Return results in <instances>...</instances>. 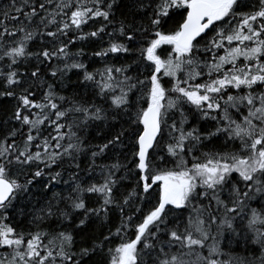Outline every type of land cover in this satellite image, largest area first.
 I'll return each instance as SVG.
<instances>
[{
  "label": "trees",
  "instance_id": "trees-1",
  "mask_svg": "<svg viewBox=\"0 0 264 264\" xmlns=\"http://www.w3.org/2000/svg\"><path fill=\"white\" fill-rule=\"evenodd\" d=\"M62 0H0V33H3L5 28L9 32H14L20 27H24L26 31L34 32L33 38L27 42L25 55L19 57L11 69H9L10 60L4 58L0 60V142L12 143V138L9 133L12 130H17L15 142L17 147L24 146V139L29 131V126L22 125L20 121L15 119V112L20 107L19 97L22 94H31L30 99L37 103H46L44 100L45 93L49 90V85L52 86V91L55 94V102L61 110L69 109L74 104L83 106L95 105L104 109L103 118L100 120H89L87 124L82 123V116L78 113L71 112L60 123L73 125L71 131L76 133L81 144V151L74 153V159L65 156L62 161L52 165L51 168H46L44 164L33 162L30 165L13 164L10 166V174L12 178L18 180L21 185H26L28 180H32L31 184H27V189L19 192L11 204L3 210H0V220L14 228L17 234L23 233L27 238L30 233H44L41 237L42 246L40 251L43 253L44 246H49L50 250H58L59 241L56 245H49V241L60 232H68L73 236V244L67 251L72 254L71 264H108L110 248L114 249L121 240H131L135 238V226L142 220L143 214L158 201V185H153V188L148 193H144L142 182L139 180V170L136 169L133 163L134 157L133 148L134 137L131 136L132 120L135 118V113L139 108L147 107V92L150 88V82L146 77H150L152 66L151 62L145 60L141 55L140 49L146 47V39L154 38L152 35L145 37L144 30L154 33L156 30L168 33L174 30L176 22L180 19V10H171V15L162 20L159 29L149 27V16L152 13V7L140 9L137 6V0H102L104 10H107V4L112 3L111 14L108 20L103 17H93L81 25L80 29L71 26L66 33L58 34L57 37H48V31H56L59 25L47 24L50 17L46 16V12L59 11L56 5ZM76 0H72L73 6ZM87 6L91 7V0H83ZM44 3L45 10L39 9V4ZM144 5L151 4L155 6V0H143ZM243 6L237 7V12H250L253 10L252 5L258 7V0H241ZM23 7V12H30L32 7L37 9V15L31 20H28L23 15V12L17 13L16 8ZM70 16V10H65ZM7 13V15H5ZM45 17L43 23L41 18ZM57 21L65 20V16L58 14ZM236 27L239 23L238 19L232 17L225 18L223 21L215 22L213 26L206 29L200 37L193 43L194 48L189 56L194 61L193 67L201 75L193 80H189L185 87L194 86L197 83L203 84L207 82L209 77L208 64L215 62V59L220 55L225 54V49L236 46L237 42L233 41L229 45L226 40L222 41L223 47H213L211 41L216 37V33L220 29H224L229 25ZM70 22V21H69ZM121 22L125 25H132L136 30L135 40L129 41L128 35L132 29H128L123 35L120 33ZM103 27L104 31L99 32L97 36L88 35ZM231 31V28L228 29ZM22 33L15 36H0V56L8 47L13 46L14 42L20 39ZM84 36L83 39L80 37ZM111 43H119L128 47V52L113 53L106 51ZM250 44V42H245ZM62 45L66 46L67 56L53 57L50 60L44 59L39 53L45 48L49 51L57 49ZM97 52H105L103 56L95 55ZM172 52L171 45H161L157 49V55L162 59H167L169 53ZM73 63H81L85 66L84 69L66 68V65ZM238 65L245 63L243 57L237 61ZM106 67L120 68L124 67L126 71L123 74H116L117 79H123L124 76L131 77V83L136 84V87L128 91L129 103L125 107L116 109L110 106L109 97H101L98 87L92 81L83 79L84 71L97 73L103 71ZM225 69L231 65H225ZM11 70L17 73L18 83L8 85L5 80V75ZM38 71V76L33 77L31 74ZM56 71V76L52 72ZM190 69L186 66L183 70L177 72L176 79L181 82L187 79L186 73ZM162 86L166 89V95L175 99L177 93L172 92V86L176 83V79L170 76H165L163 72L157 74ZM217 73H213L211 79L217 78ZM99 80L100 76L97 75ZM137 80L145 81L143 85L138 84ZM249 91L258 95L264 92V84L258 83L253 85L252 89L244 88L235 89L231 86L226 88L222 97L217 96V100L221 104L218 110H207L206 105L204 110L209 111L207 116L204 111L198 109L185 99L178 102V106L172 109H167L165 114V123L162 124L163 132L158 137V145L153 155V160L159 163L160 167H174L176 158L167 153V145L172 143V137L178 136L179 133H172L170 126L176 122L177 128L180 127V121L183 119V130L185 132L196 130L197 135L201 137L200 141H186V149L191 148V154H185L184 159L191 166L193 157L203 159L205 153H233L239 152L241 142L227 139V133H215L218 127H224L227 123L222 119L225 101L228 95H243ZM11 92L13 95H5ZM118 94V93H117ZM215 95V94H213ZM65 97L63 101L59 97ZM166 104L167 101H162ZM24 114L39 113L41 109L23 110ZM248 109L241 105L240 110L228 108V112L232 119L240 122L244 115H247ZM51 110L48 113L50 114ZM183 114V115H181ZM216 117V119H213ZM53 120L55 116L51 117ZM142 128V126H141ZM64 133H69V128L62 129ZM123 132L120 140L117 143L110 144L103 153L93 157L92 152L99 151V146L107 144L118 133ZM33 136H37V132L33 130ZM54 128L48 122L40 126V135L35 143H40L44 137L55 136ZM67 140L62 141L67 144ZM35 151V145L30 148ZM152 150H150L151 152ZM247 155V153H244ZM163 158V162L160 159ZM114 164H119L120 167L112 168ZM76 165H79L77 168ZM43 169L41 177H34L33 174L37 168ZM56 173L60 176L55 180L51 179ZM111 173V179L116 183L113 185V202L109 205H103L104 197L99 193L82 192L79 193L80 198L84 200L86 209H101L99 213L87 212L85 209H73L71 200L77 193L73 189L79 184L81 188L86 189L91 184H102L105 178ZM258 180L262 181L261 185L252 183L249 189L243 182L238 173H233L230 176L229 183L222 189H218L219 198L224 201L229 207H232V200L235 195L232 192L233 186L241 193L240 199L244 200L245 211L240 214L229 213L227 219L231 223L229 228L227 224H222L221 220L225 219L224 207L218 206L211 198L194 196L186 206L181 209L175 206H166L165 224L161 225V232L158 233V239L152 242L156 245L154 249H145L142 258L146 264H154V257L159 255L160 248L169 254L177 255L185 264H205V261L198 257H208L210 249L212 258L217 261V264H264V243L257 240L255 231L248 227V218L251 209H261L264 206V190L257 191L258 187H264V177L257 176ZM239 181V182H238ZM47 185V187H45ZM202 191V190H201ZM248 192V198L243 197L244 192ZM133 193V195H129ZM125 197H128V202L125 203ZM49 204L52 206L54 215L45 216L43 219H36L41 215L40 209L47 211ZM143 210V211H141ZM61 212H67L68 216L63 217ZM204 221L202 227L207 234L206 238L201 237L199 233L192 231L194 238L203 240L202 245H193L191 248L182 246L180 241L172 240L170 232L177 231L181 235L186 234V228L190 219L195 220L197 217ZM211 216L217 219L211 221ZM129 218H131L129 220ZM84 220V224L80 221ZM259 227V225H257ZM119 229V233L117 232ZM155 230V229H153ZM264 230V229H262ZM108 237L107 241L104 238ZM103 243L101 244V242ZM99 245V247H94ZM89 249L88 255H81V250ZM138 248L143 249V244H139ZM13 249L7 246H0V260H4L5 264L11 259ZM163 258V257H161ZM51 264V258H49ZM56 264H61L60 258H56Z\"/></svg>",
  "mask_w": 264,
  "mask_h": 264
},
{
  "label": "snow or ice",
  "instance_id": "snow-or-ice-1",
  "mask_svg": "<svg viewBox=\"0 0 264 264\" xmlns=\"http://www.w3.org/2000/svg\"><path fill=\"white\" fill-rule=\"evenodd\" d=\"M51 3V0H48ZM92 6L89 7L83 0H76L73 6L72 0H62L61 3L56 5L59 10L53 12H46V16L50 17L45 24V28L51 25H59L56 31H48V37H57L58 34H64L71 27L75 26L80 29L81 25L85 24L88 19L93 17H103L108 20L112 3L107 4V10H104L102 0H91ZM27 6V0H25ZM137 6L140 9L152 7V13L149 16V27L159 29L162 20L169 17L172 13L171 10H180V19L176 22L174 30L164 33L156 30L154 33H149L147 29L144 30L145 37L152 35L154 38L146 39V47L140 49L143 58L151 62L152 71L150 77L146 80L150 82V88L147 92V107L139 108L135 113V118L132 120L133 127L131 129V136L134 137L133 148V163L136 169L139 170V180L142 182L144 193H148L153 185H158V201L151 207L146 214H143L141 222L135 226V238L131 240H121V242L114 248L108 251L109 260L108 264H146L142 258L146 253L145 249L151 250L156 247L152 242L158 239V233L161 232V225L165 224L166 206H175L181 209L194 198V196H204L215 200L218 206H223L225 209V219L221 220L222 224H227L230 228L232 225L227 219L229 213L240 214L245 211L244 200L240 199L241 193L233 186L232 192L235 199L232 200V207H229L224 201L219 198L218 189H222L229 183L230 176L233 173H238L240 179L246 183L247 187L251 189L252 183L258 185L262 184L257 176L264 177V92L256 95L249 91L243 95H228L225 101V108L222 119L226 121L224 127H218L215 133L209 135H216V133H227V139L236 140L241 142V149L239 152L233 153H205L203 159L193 157L191 166L184 159L185 154H191L192 149H186V141L194 140L200 141L201 137L196 133V130L185 132L183 130L184 120L180 121V127L177 128L176 122L171 126V132H178V136H173L172 143L167 145V153L176 158L174 167H160L159 163L153 160V155L158 145V137L162 134V124L165 123V114L167 109H172L178 106V102L185 99L191 104L195 105L198 109L204 111L207 116L209 111L218 110L221 104L217 100V96L222 97L223 91L229 86L235 89L248 88L252 89L253 85L258 83L264 84V0H258V7L253 4V10L250 12H237V7L243 6L241 0H155V6L151 4L144 5L143 0H137ZM44 3L39 4V9L45 10ZM70 10V16L65 11ZM17 13L23 12V7L15 9ZM65 16V20L57 21V15ZM7 15V13H5ZM26 19L31 20L37 15V9L32 7L30 12H23ZM232 17L238 19L239 23L236 27L229 25L220 29L216 33V37L211 41L213 47H223L222 41L226 40L229 45L236 41V46L228 47L225 49V54L218 56L215 62L207 65L209 69L210 79L203 83H197L194 86L185 87L188 85L189 80L195 79L201 75L193 67L194 61L191 58L185 59L194 48V41L206 29L213 26L215 22L223 21L225 18ZM45 17L41 18L43 23ZM70 21V22H69ZM231 28V31L228 29ZM128 29H132L128 35V40L133 41L136 37V30L132 25H125L121 22L120 33L123 35ZM101 27L95 32L88 35L93 37L97 36L99 32H103ZM22 33L20 39L14 42L13 46L8 47L3 51L0 60L8 58L10 60L9 69L14 65L19 57L31 55L26 53L27 42L30 41L35 35L34 32L26 31L22 26L14 32H9L5 28L0 36H15ZM81 39L84 36L80 37ZM250 42V44L245 43ZM171 45L172 52L169 53L167 59H162L157 55V49L161 45ZM113 53L128 52L129 49L123 44L111 43L109 49ZM46 60L53 57L67 56L66 46L49 51L47 48L39 53ZM95 55L103 56L105 52H97ZM243 57L245 63L241 66L237 61ZM225 65H231L230 68L225 69ZM188 67L190 71L186 73L187 79L180 81L176 79L177 72ZM66 68L84 69L85 66L81 63H73L66 65ZM126 71L124 67L113 68L106 67L103 71L91 73L84 71L83 79L85 81H92L99 89V95L110 98V106L116 109L125 107L129 103L128 91L136 87V84L131 83L132 78L124 76L123 79H117L113 74H123ZM163 72L165 76H170L176 79L171 91L177 93L175 99L166 95V89L162 86L158 73ZM213 73H217V78L211 79ZM56 71L52 72L56 76ZM33 77L38 76V71L31 74ZM99 75L100 79L97 80L96 76ZM17 73L9 70L5 75V80L8 85L18 83ZM138 84L143 85L145 81L137 80ZM118 93V94H117ZM215 94V95H213ZM5 95H13L8 92ZM29 94H22L19 97L21 102L20 107L16 109L15 119L20 121L22 125L29 126V131L24 139V146L17 147L15 136L17 130H12L9 136L12 138V143L0 142V210L6 209L16 198L17 194L22 190L27 189V184H31L32 180H28L26 185H21L17 179L12 178L10 174V166L13 164L30 165L33 162L44 164L46 168H51L52 165L62 161L65 156L74 159V153H79L81 144L76 137V133L72 132L73 125L71 123L65 125L60 123L71 112L78 113L82 116V123L87 124L89 120H100L103 118L104 109L95 105L83 106L74 104L73 107L61 110L55 102V94L52 91V86L49 85L48 92L45 93L44 100L46 103H37L30 99ZM63 101L65 97L58 98ZM167 101L166 104L162 101ZM206 109L204 110V106ZM241 105L248 109L247 115H244L240 122L232 119L228 112V108H234L238 111ZM41 109L39 113L24 114L23 110L28 109ZM51 110L50 114H46ZM55 116L53 120L51 117ZM183 115V114H181ZM216 119V117H213ZM45 122L51 124L56 133L55 136L44 137L40 143H35L40 135V126ZM142 126V128H141ZM69 128V133H64L62 129ZM35 130L37 136H33L32 132ZM123 132L118 133L107 144L99 146V151L92 152L95 157L110 145L117 143ZM67 140V144L62 141ZM35 145V151L30 148ZM150 150H152L150 152ZM244 153H247L245 155ZM163 162V158L160 159ZM78 168L79 165H76ZM112 168L120 167L119 164H114ZM43 169L39 167L33 174L34 177H41ZM60 176L56 173L51 179L55 180ZM239 182V181H238ZM115 180L111 179V173L105 178L102 184H91L86 189L81 188L78 184L73 192L77 193L71 200L73 209H85L87 212L99 213L101 209H86L83 199L80 198L79 193L84 191L89 193H99L103 199V205L106 206L113 202V185ZM47 187V185H45ZM202 190V191H201ZM257 191L264 190V187H258ZM130 196L133 193L129 194ZM249 193H243L244 198H248ZM125 203L128 202V197H125ZM143 211V210H141ZM41 215L36 219H43L45 216L54 215L52 206L49 204L47 211L40 209ZM61 216L67 217V212H61ZM131 218H129L130 220ZM215 216H211V221H216ZM84 220L80 224H84ZM204 221L199 218L189 221L186 228V234L181 235L177 231L172 230L170 237L172 240L180 241L182 246L191 248L193 245H202L203 240L194 238L192 231L199 233L201 237L206 238V233L203 230ZM259 225V227H257ZM248 227L256 232L257 240L264 243V206L261 209H251L248 218ZM155 229V230H153ZM119 229L117 232L119 233ZM45 235L41 232L34 234L30 233L26 238L23 233L17 234L13 227L7 225L0 220V246H7L13 249V255L7 264H56V258L59 257L61 264H71L72 254L67 249L73 244V236L68 232H60L52 240L49 245L55 246L56 241H59L58 250L55 252L50 250L49 246H44L43 253L40 251L42 246L41 237ZM108 237L104 238L107 241ZM103 241L101 242V244ZM139 244H143V249L138 248ZM99 247V245H94ZM210 249L208 257H198V259L205 261V264H217V261L212 258ZM89 249L84 248L81 250V255H88ZM163 257V258H161ZM154 264H185L177 255L169 254L161 247L159 255L153 258ZM0 264H5L4 260H0ZM76 264H79L77 261Z\"/></svg>",
  "mask_w": 264,
  "mask_h": 264
},
{
  "label": "water",
  "instance_id": "water-1",
  "mask_svg": "<svg viewBox=\"0 0 264 264\" xmlns=\"http://www.w3.org/2000/svg\"><path fill=\"white\" fill-rule=\"evenodd\" d=\"M201 35H202V34H201ZM201 35H200V36H201ZM200 36H199V37H200ZM197 38H198V37H197ZM197 38H196V39H197Z\"/></svg>",
  "mask_w": 264,
  "mask_h": 264
}]
</instances>
